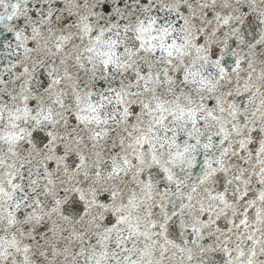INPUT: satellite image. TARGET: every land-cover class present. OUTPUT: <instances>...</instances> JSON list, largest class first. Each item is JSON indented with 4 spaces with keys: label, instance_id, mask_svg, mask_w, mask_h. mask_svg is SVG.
Instances as JSON below:
<instances>
[{
    "label": "snow or ice",
    "instance_id": "1",
    "mask_svg": "<svg viewBox=\"0 0 264 264\" xmlns=\"http://www.w3.org/2000/svg\"><path fill=\"white\" fill-rule=\"evenodd\" d=\"M0 264H264V0H0Z\"/></svg>",
    "mask_w": 264,
    "mask_h": 264
}]
</instances>
